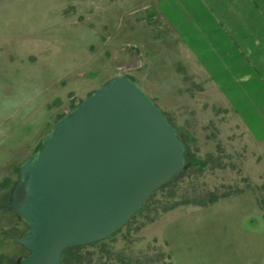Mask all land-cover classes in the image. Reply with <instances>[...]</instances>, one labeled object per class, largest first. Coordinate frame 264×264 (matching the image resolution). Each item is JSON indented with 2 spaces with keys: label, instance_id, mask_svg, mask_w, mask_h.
Here are the masks:
<instances>
[{
  "label": "rangeland",
  "instance_id": "1",
  "mask_svg": "<svg viewBox=\"0 0 264 264\" xmlns=\"http://www.w3.org/2000/svg\"><path fill=\"white\" fill-rule=\"evenodd\" d=\"M201 1L208 12L199 0H0V264L28 255L16 241L27 226L1 209L21 165L120 75L177 128L188 169L116 234L70 250L63 264H264V116L238 114L199 82L188 47L215 13L264 11V0Z\"/></svg>",
  "mask_w": 264,
  "mask_h": 264
},
{
  "label": "water",
  "instance_id": "2",
  "mask_svg": "<svg viewBox=\"0 0 264 264\" xmlns=\"http://www.w3.org/2000/svg\"><path fill=\"white\" fill-rule=\"evenodd\" d=\"M177 128L130 78L110 80L60 119L19 170L12 210L27 226L18 264H63L109 239L187 169ZM23 197L14 206L16 190Z\"/></svg>",
  "mask_w": 264,
  "mask_h": 264
},
{
  "label": "crops",
  "instance_id": "3",
  "mask_svg": "<svg viewBox=\"0 0 264 264\" xmlns=\"http://www.w3.org/2000/svg\"><path fill=\"white\" fill-rule=\"evenodd\" d=\"M199 3L208 12L201 0ZM215 14V25L207 28L208 34L189 40L194 60L192 73L200 78L199 82L212 85L217 97L238 114L264 116V11ZM210 17L214 19L212 14ZM247 18L257 21L256 29L248 25ZM237 19L246 25L241 30L233 26ZM233 85H237L235 91Z\"/></svg>",
  "mask_w": 264,
  "mask_h": 264
},
{
  "label": "flooded vegetation",
  "instance_id": "4",
  "mask_svg": "<svg viewBox=\"0 0 264 264\" xmlns=\"http://www.w3.org/2000/svg\"><path fill=\"white\" fill-rule=\"evenodd\" d=\"M22 186L16 190L17 197L14 199V206H18L20 204V201L22 200L23 193H22ZM12 195L8 198L7 203L12 202Z\"/></svg>",
  "mask_w": 264,
  "mask_h": 264
},
{
  "label": "trees",
  "instance_id": "5",
  "mask_svg": "<svg viewBox=\"0 0 264 264\" xmlns=\"http://www.w3.org/2000/svg\"><path fill=\"white\" fill-rule=\"evenodd\" d=\"M132 80V79H131ZM133 81V80H132ZM175 182V181H174ZM173 183V182H172ZM171 184V183H170ZM218 201H213L212 203H210L209 205H212V204H215V203H217ZM99 243V242H98ZM94 244H96V243H94ZM92 245V244H91ZM89 246V245H88ZM84 247H86V246H82V247H77V248H84ZM77 248H72V249H69V250H67L66 252H65V257H66V255L69 253V251L70 250H75V249H77ZM64 257V258H65ZM65 260V259H64Z\"/></svg>",
  "mask_w": 264,
  "mask_h": 264
}]
</instances>
